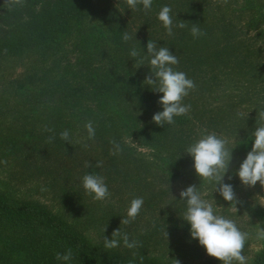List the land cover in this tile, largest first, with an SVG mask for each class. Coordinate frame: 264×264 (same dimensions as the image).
Wrapping results in <instances>:
<instances>
[{"label":"trees","instance_id":"obj_1","mask_svg":"<svg viewBox=\"0 0 264 264\" xmlns=\"http://www.w3.org/2000/svg\"><path fill=\"white\" fill-rule=\"evenodd\" d=\"M187 2L153 0L151 9L145 11L142 6L129 9L126 0H21L19 4L0 0V64L7 57L38 54V70L33 76H38V98L17 104L18 115L11 117L14 128L0 126V161L6 164L11 160L13 165L19 159L29 160V154H38V172L41 176L46 172L50 188L64 182V188L68 185L75 190L79 187L72 183L75 174L81 178L105 174L133 188L141 182L150 183L146 166L136 150L130 151L126 140L129 135H140L151 148L165 152L177 167L193 168V159L185 151L202 130L196 127L202 121L197 118L198 104L189 95L184 104L191 106L190 111L174 117L172 125L158 126L151 118L162 111L157 102L162 93L143 83L151 67L146 53L149 40L170 50L183 47L186 60L173 66L174 70L196 82L214 80L221 55L220 71L232 65L227 46L210 45L213 33L205 28L208 23L200 20L205 4L187 8ZM164 5L171 7L175 24L182 20L188 25L174 27L176 36H166L157 19ZM124 10L135 13L130 15L133 23L139 20L136 30L142 35L138 39L122 40L124 32L130 34ZM192 23H199L205 35L193 37ZM133 48L140 53L136 58L129 56ZM102 65L115 72L113 77L98 72L103 71ZM33 77L26 79L32 81ZM28 114L37 117L29 122ZM89 121L95 128L94 139L87 138L84 125ZM45 126L52 131H45ZM64 130L70 133L68 143L59 135ZM49 137L54 139L49 142ZM97 161H102L101 167H96ZM86 162L91 167H85ZM179 202L182 200L169 203L154 218L159 230L171 225L170 231L178 233L179 221L186 227L181 213L185 204L182 208ZM100 244L93 245L75 220L37 201L14 199L0 190V264H169ZM69 249L71 260L56 259L57 253ZM252 264H264V249Z\"/></svg>","mask_w":264,"mask_h":264},{"label":"rangeland","instance_id":"obj_2","mask_svg":"<svg viewBox=\"0 0 264 264\" xmlns=\"http://www.w3.org/2000/svg\"><path fill=\"white\" fill-rule=\"evenodd\" d=\"M247 2L249 3L246 5ZM186 4L187 8L205 4L201 7L200 20L208 23L205 28L213 33L210 45L216 46L214 44L219 43V46L229 48L226 55L232 65L225 68V71H220L224 57L221 55L219 63L215 65L218 67L214 68V80L194 81V89L189 90L182 103L188 101L191 95L198 104L200 118H197L203 123L201 121L196 124L197 129H202L196 140L202 135L215 132L218 136L227 138L229 143L226 147L229 150L233 148L224 182L233 186L238 201L235 207L215 191L214 182L200 179L190 166L177 167L168 161L165 152L151 148L140 135H129L126 140L130 151L131 148L136 150L134 153L140 156L142 166H146L150 183L141 182L138 187L132 188L129 184L121 183L122 180L114 182L117 179L113 180L105 174H100L110 195L103 201H97L85 192L82 178L78 174H75L72 182L79 184V187H74L75 190L68 189V185L64 188V182L55 183L54 188L46 186L49 178L46 172H43L42 176L38 172V154H29V160L19 159L13 165L9 164L11 160L6 164L0 161V190L14 199L29 198L31 201H37L53 212L75 220L93 245L103 244V237L111 239L112 233L119 229L122 234L127 233L130 241L138 242L137 247L129 250L141 257H150L160 263L169 264H175L174 260H179L180 264H222L216 258L208 256L198 240L191 238L190 225L187 222L186 227H182V222L179 221L180 232L175 233L170 231L171 225L170 228L159 230L154 221L169 203L180 200L181 190L189 185H196L203 198L215 202L216 214L234 220L241 231L248 233L242 254L247 258V264H252L264 249V240L257 238L259 230L264 228V186L259 182L252 187L242 185L236 172L251 150L253 131L264 124V121L259 119V112L264 109V0H189ZM134 14L124 10L123 17L129 23L130 35L138 39L142 34L136 30L139 20L133 23L130 18V15L132 17ZM176 35L174 32V36ZM182 48L175 46L174 49H169L178 57L179 62L186 60L187 54ZM36 62V53L2 60L0 126L13 127L11 125L15 123L11 117L18 115L17 104L38 98V76L33 77L38 70ZM204 62L202 67L207 63ZM102 66L103 71L98 72L113 77L115 72L108 66ZM26 77H33V80H27ZM20 90L22 94L18 95ZM208 109H211L210 112ZM28 115L29 122L31 118L37 117ZM209 119L214 121L210 122ZM45 166H51V169L55 167L51 164ZM229 175L231 180H228ZM61 188L64 189L60 190ZM138 197H142L144 201L140 213L130 224H121V219L126 217L130 201ZM176 197L179 198L175 199ZM178 204L180 207L185 204L181 211L184 216L186 203L182 201ZM117 248L122 251L128 249L123 246L122 241Z\"/></svg>","mask_w":264,"mask_h":264},{"label":"clouds","instance_id":"obj_3","mask_svg":"<svg viewBox=\"0 0 264 264\" xmlns=\"http://www.w3.org/2000/svg\"><path fill=\"white\" fill-rule=\"evenodd\" d=\"M13 4L21 3V0H11ZM153 0H126V5L129 9H137L142 6L145 11L152 7ZM171 7L164 5L158 12L157 19L166 29L168 36H173V29H184L188 25L179 20L178 23H173V18L170 15ZM190 34L193 37L205 35L200 29L199 23H192ZM133 36L127 32L122 34V40L127 42ZM146 53L150 57V74L143 81L153 91L162 93L157 101L162 106V111L153 114L152 121L158 126L172 125L174 117L186 115L191 106L182 103V99L188 95L189 90L194 89V81L189 79L182 71L174 70L175 65L179 63L178 57L169 51L168 47H158L156 41L149 40L146 44ZM139 51L133 48L129 52L131 58H136ZM140 65H143L142 62ZM139 65V66H140ZM138 67V66H137ZM259 119L264 121V109L259 112ZM87 138H95V128L91 121L84 125ZM45 131H52L45 126ZM60 138L69 142L70 133L68 130L60 132ZM253 143L251 150L240 163L236 172L242 185L252 187L260 183L264 186V124L256 127L253 131ZM54 137H49L51 142ZM229 143L227 138L218 136L215 132L202 135L194 143L190 144L185 153L193 159V168L195 174L203 180L215 183V191L229 204L233 206L238 202L233 186L230 183L224 182V176L228 171L231 160V150L226 145ZM115 154V153H113ZM102 161H97L96 167H101ZM85 167H91L90 162L85 163ZM232 177L229 175L228 180ZM82 187L85 192L92 195L94 200L103 201L109 195L108 187L102 176L94 174H85L81 180ZM169 188V186H168ZM180 200L186 203V211L183 220L189 225L190 236L198 240L199 245L203 246L206 254L221 261L222 264H247V258L242 254L245 242L248 238V233L243 232L237 226L234 220L225 218L222 215L216 214L214 203L209 202L202 197L199 188L196 185H189L179 192ZM143 198L138 197L130 201L127 208L126 217L122 218L120 223L124 225L130 224L140 213L143 206ZM235 207V206H234ZM236 209V208H235ZM164 236L167 238V233L164 231ZM116 237H119L117 239ZM258 239L264 240V228H261L257 235ZM121 241L123 246L128 249H133L138 246L135 240L130 241L127 233H121L119 229L112 233V238L103 237V247L105 249H114L120 246ZM72 258L71 249L66 253L56 254L57 260L69 261ZM175 264H180L179 260H174Z\"/></svg>","mask_w":264,"mask_h":264}]
</instances>
